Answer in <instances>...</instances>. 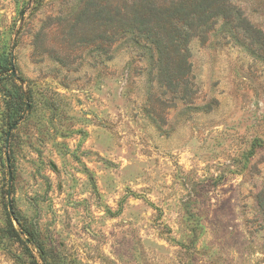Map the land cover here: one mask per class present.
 Masks as SVG:
<instances>
[{
    "label": "rangeland",
    "instance_id": "obj_1",
    "mask_svg": "<svg viewBox=\"0 0 264 264\" xmlns=\"http://www.w3.org/2000/svg\"><path fill=\"white\" fill-rule=\"evenodd\" d=\"M108 1L0 0V57L22 81L0 78V264H42L9 236L7 153L47 264H264V40L237 25L264 37V0H229L183 76L108 29ZM16 94L14 121L24 95L29 110L6 150Z\"/></svg>",
    "mask_w": 264,
    "mask_h": 264
},
{
    "label": "trees",
    "instance_id": "obj_2",
    "mask_svg": "<svg viewBox=\"0 0 264 264\" xmlns=\"http://www.w3.org/2000/svg\"><path fill=\"white\" fill-rule=\"evenodd\" d=\"M120 2L118 8L114 6L113 0L108 1L103 14L107 28L111 30L116 26L125 32L134 30L154 46L162 70L168 72L179 70L182 72L181 76L188 72L186 47L190 40L197 36L198 30L207 28L210 22L217 18L227 19L226 17L233 15L232 9H229V0H120ZM237 25L252 39H256V42L264 40L262 33L242 17L238 19ZM10 64L11 61L9 62L7 58L0 57V78L11 71ZM169 85L172 86L171 81ZM11 99L12 104L6 103L10 109L8 120H13L9 121V128L16 122L13 116L21 109L23 96L16 94ZM14 217L20 232H17L13 221H10L9 236L27 237L30 247L37 252L42 264H47L41 245L25 230L16 214Z\"/></svg>",
    "mask_w": 264,
    "mask_h": 264
},
{
    "label": "water",
    "instance_id": "obj_3",
    "mask_svg": "<svg viewBox=\"0 0 264 264\" xmlns=\"http://www.w3.org/2000/svg\"><path fill=\"white\" fill-rule=\"evenodd\" d=\"M11 76L12 78H14L17 82H19V84H22V81L18 80L17 79V76H16V73H15V69H14V64H13V59H11ZM24 98H25V112L22 116V118H20L15 124H13L9 129H8V132L6 134V140H5V148L6 150H8V146H9V141H10V137H11V134L12 132L15 130V128L18 126V124L22 121L25 113L29 110V104H28V97L26 95H24ZM5 161H6V168H7V171H8V189H7V198H8V212H9V215L14 223V225L16 227H18V223L14 217V212H13V209H12V205H11V190H12V173H11V170H10V163H9V157H8V153L5 155ZM27 245L29 244L28 242V239L26 240L25 242Z\"/></svg>",
    "mask_w": 264,
    "mask_h": 264
}]
</instances>
